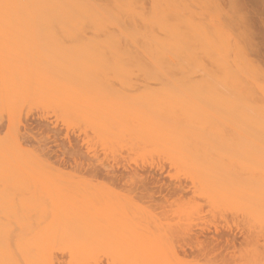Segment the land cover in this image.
Returning a JSON list of instances; mask_svg holds the SVG:
<instances>
[{
	"label": "rangeland",
	"instance_id": "374dc122",
	"mask_svg": "<svg viewBox=\"0 0 264 264\" xmlns=\"http://www.w3.org/2000/svg\"><path fill=\"white\" fill-rule=\"evenodd\" d=\"M118 2L137 28L168 21L178 77L146 79L144 54L132 63L145 49L124 53L115 26L53 29L45 5L48 23L0 14L13 22L0 23V88L43 96L0 105V198L16 212L0 215V264H264V0ZM30 109H46L52 138H24Z\"/></svg>",
	"mask_w": 264,
	"mask_h": 264
},
{
	"label": "bare ground",
	"instance_id": "6f19581e",
	"mask_svg": "<svg viewBox=\"0 0 264 264\" xmlns=\"http://www.w3.org/2000/svg\"><path fill=\"white\" fill-rule=\"evenodd\" d=\"M50 1H51V4L50 5L47 4L48 6H46V3L44 4L43 2H42L43 5L39 4V2L41 3L40 0H37L32 5H31L32 0L29 1V4L26 3V2H22V3H26V8L24 7L25 4H23L24 6L21 5L22 4L21 2L16 4L17 2H12V1L10 2L8 0H7V2H5V1L1 2L0 1V14L10 15V14H12V13H14L16 11L14 14L18 15V14L22 13L21 11L24 12V10H25V12L27 11L26 12L27 15H29L31 13V17H30V15L28 16V19H29V17L31 19L30 20H25L24 22L27 23V24H31V23L35 24V22H36L35 18L37 19V17H39L38 16L39 13L42 12L43 14H42L41 18L43 17L44 13L46 12V10L44 11V9H45L44 7L46 6V9H49V10L51 9L52 11L50 10V12L53 13V19H54V22H55L54 24L56 25V27H54V25H53V29H58L57 26L58 27L62 26V25H57V24H64V25L68 24L70 26L69 28H71V29L89 27V25L91 23H92L91 25H93V26L95 24H96L95 26H99L101 24L100 26H104L105 28H108V27H106L107 25H109V28H110V26H111V28H114V26H115L116 29L119 30V33L121 32L120 36L122 38L120 37L121 40H120L119 44L121 45L122 49H123V47H125L124 48L125 50H123V52L125 51L124 53H126V51H128L127 49H129V48H126L128 43H131V44L133 43L132 44L133 46L137 45L135 49H133L132 45L130 46L129 50L133 49L134 53H135V51L138 52V50H136V49H138V47L139 48L141 47V45H139V44H142V48H141L142 52L145 49L144 53H140V55H139V52H138V54H135V56L138 55L137 56L138 57V62H136L137 60H136V57L134 58V56H133L134 54L133 53H131L130 56H133V59H135L136 61L135 60L132 61V59H131L132 57L130 59H131L132 63H134V65L136 64V67H140V70H142L141 68L143 66L144 67L146 66L144 68V70L146 69V71L144 72V70H143V72L141 73L143 75H144V73L147 74L146 75V79H148L150 76H152L153 78L155 77L154 79H156V77L160 78V79L161 78L163 79V77H165V78L168 77V79L172 78L173 76L178 77L177 73H176L177 75H175L173 73L176 72V70L179 67H181L180 69L183 68L182 67V65H183L182 62L183 61H184V63H186L185 62L186 60H184V57L182 55H180L178 57H181V59H183V60H181L177 56H175V57L172 56L173 58H171L170 55H169V24H168V21H167V25H166L165 23H163L165 20L164 21L162 20L163 22L161 21V25H160L161 27H158L159 24L157 25L156 23L153 22L154 20H152V21L150 20L149 23H151V26H149L150 24L145 25V27L144 26H141V27L139 26L140 29H142V27H143V29L140 30L139 28H137L138 25H136L137 27H135V25L133 26L131 23H128V21L127 22H126V20L124 21L122 16H118V15H121V13L120 14L118 13V12H120V11H118L120 9H118L116 11V9L119 7V4H117V3H119L118 0H112V2H111L112 4L109 2L111 0H50ZM114 3L117 5L116 6L117 8L115 7ZM19 4H20V6H18ZM29 6L31 7L30 9L28 8ZM21 8L23 10H21ZM18 10L19 11L21 10L20 11L21 13ZM17 11H18V13H17ZM47 12L49 14H52L49 11H47ZM45 16H46V14H45ZM163 16L166 17L167 15L163 14ZM50 17H51V15H50ZM167 17H169V16H167ZM46 18H47V16H46ZM46 18L44 20L42 18V22L43 23H45V22L48 23ZM158 19L160 20L161 18L159 17ZM254 20H256V19H254ZM7 21H8V23H7ZM50 21H51V19H50ZM42 22H39V23L41 24ZM124 22H126V24L127 23L131 24L129 26L130 27L132 26L134 28H132V29L128 28L129 26H127ZM156 22H157V20H156ZM0 23L1 24L2 23L11 24L13 22L8 20V19H6V21L4 19H0ZM152 23L156 24L157 25L156 27H158V28L155 29L154 24L152 26ZM157 23H160V21L157 22ZM110 24H112V25H110ZM146 26L147 27L149 26V27L146 28ZM60 28H62V27H60ZM256 28H257V30H256L255 33H257V32L258 33H260V32L264 33V20H263V18H262V20H260V23H258V27L256 26ZM125 43H126V45L122 46ZM127 47H129V46H127ZM129 52H128V55L130 54ZM141 55H143L144 57L142 56V58L143 59L145 58V60H147V63H149L148 70H147V63L144 62L145 60L142 61L143 59L140 57ZM145 56H147V57H145ZM169 57L171 59H169ZM174 58L177 59V60H174ZM178 59H180L181 61L178 60ZM139 60H141L140 61L141 63L144 62L146 65L143 64V66H142L141 63L139 64ZM181 63H182V65H181ZM179 65H181V66H179ZM138 69L139 68H137L136 70H138ZM125 71H127V70H125ZM134 72H136V71H134ZM138 73H140V71H138ZM181 77H183V76H181ZM153 78H152V80H154ZM2 81H4L5 86H4V88H0V105L17 103L18 101H21V100L22 101L35 102V103H40V102L43 101V96H42V94L40 92L36 91L35 89L20 87L18 85V83H17V80H9L8 81L9 83H7V82L5 83L6 79L2 80ZM154 81H156V80H154ZM158 83H159V81H158ZM47 114L48 113H47L46 109H43V110L37 111V112L36 111H32L30 109L26 113H24V118H23V119H25L24 120L25 122L23 124L24 130H25V132L23 133L24 138H27V139L30 138V140H31V138L35 139L36 138V132H38V131L41 132V133L46 132L45 135L49 139L52 138L51 136L54 135V134H52V132H55L54 131L55 130V125H52V122L49 121V118H48ZM35 121H37V124H35ZM3 125L4 124L0 123V130L2 129ZM96 133H98V132H95V135H96ZM158 134L159 135L157 136V133H156V137L159 138L158 143H161L160 146H162V148L165 149V150H170V151L174 150V148L176 146L175 143L173 142L174 140L173 141H168L166 139L167 140L166 141L164 139L165 138L164 136L167 135L166 131L162 130V131H160V133L158 132ZM48 147H50V146H47V149H48ZM70 147L73 150V151H71L70 154L73 157L72 159L75 160V159H77L76 158V153H75L76 152L75 144L70 142ZM44 152H46V151H44ZM57 156L58 155H56V157ZM57 158L59 159V157H57ZM60 159H62V161L63 160L65 161V157H62V158L60 157ZM74 163H75V166H76L77 164H76L75 161H74ZM132 173H133V174H131L132 177H134V175H136L138 179L141 178L142 182H140V183H143V181H145V180L147 182V180H151V178H153V179H157L158 178V176L156 177V175H154L156 178L153 176V174H154L153 171H151V174L149 173L150 175L148 173H146L147 175L146 174H144V175L140 174L139 171H137V170L132 172ZM91 174L97 175L98 172H92ZM105 174H108L109 178L111 177L110 180L116 181L117 183L120 180H123V178H122L123 174L122 173H120V174L116 173V171H114V170L113 171H111V170L107 171V169H106V173ZM123 177L125 178V176H123ZM6 180H4V181L6 182ZM134 180H136V179H134ZM18 182H19V180L13 179L10 182H8V181L6 182L7 183L6 187H5L4 183H2V185L4 186V189H7L9 187H12V185L15 186V184L18 183ZM146 182L144 184H146ZM147 184H148V182H147ZM146 185L142 186V187L139 186L138 188H136V191L134 189L135 194L137 193V195H138L139 191H143V193L140 192L141 194L139 193L138 196L144 194V191L147 188ZM3 186H1L2 189H3ZM160 186L163 187L162 185H160ZM174 189H175V187H174ZM184 189H186V187H184ZM1 191L2 190L0 189V196H1V193L3 192V191L2 192ZM158 192L161 193L162 192V188H160V190ZM158 192L152 191V192H149V194H147L145 192L146 195H143V196L144 197L145 196L146 197L149 196L150 199L153 198V200L152 199L151 200L154 201L156 199L155 197H156V194ZM143 196H141V197H143ZM144 199H146V198H144ZM150 199H149V201L151 202ZM4 202H2L1 198H0V213H1L0 215H1V218L3 217L2 216L3 213H7L6 216H11L12 213L13 214L16 213V212H14L15 210L13 209L12 204L10 205V204L4 203ZM11 211H12V213H10ZM8 214H10V215H8ZM12 216H14V215H12ZM3 218H6V217H3ZM7 218H10V217H7ZM7 218H6V220H7ZM1 221H2V219H1ZM2 222H4V221H2ZM261 225H264V221H261Z\"/></svg>",
	"mask_w": 264,
	"mask_h": 264
}]
</instances>
